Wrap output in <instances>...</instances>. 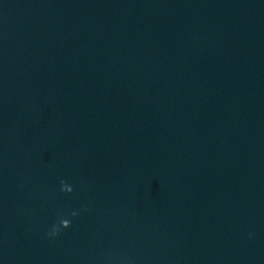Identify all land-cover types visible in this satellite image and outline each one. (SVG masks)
Listing matches in <instances>:
<instances>
[{
  "label": "water",
  "instance_id": "water-1",
  "mask_svg": "<svg viewBox=\"0 0 264 264\" xmlns=\"http://www.w3.org/2000/svg\"><path fill=\"white\" fill-rule=\"evenodd\" d=\"M61 181L264 220V0H0V195Z\"/></svg>",
  "mask_w": 264,
  "mask_h": 264
},
{
  "label": "clouds",
  "instance_id": "clouds-1",
  "mask_svg": "<svg viewBox=\"0 0 264 264\" xmlns=\"http://www.w3.org/2000/svg\"><path fill=\"white\" fill-rule=\"evenodd\" d=\"M72 187L69 188V184H67L65 181H61V191L64 193H71ZM78 213L73 211L71 212V216H76ZM71 226V220L67 218H60L58 222L53 223L50 226V229L47 231L46 236L49 238H55L62 232L63 229H67ZM251 236V233L249 234Z\"/></svg>",
  "mask_w": 264,
  "mask_h": 264
}]
</instances>
